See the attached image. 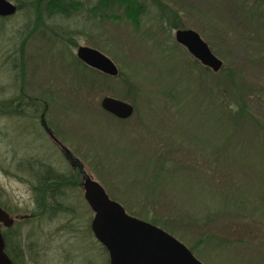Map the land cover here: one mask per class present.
Here are the masks:
<instances>
[{
	"label": "rangeland",
	"instance_id": "1",
	"mask_svg": "<svg viewBox=\"0 0 264 264\" xmlns=\"http://www.w3.org/2000/svg\"><path fill=\"white\" fill-rule=\"evenodd\" d=\"M160 1L180 13L183 27L156 22L161 4L153 0H146L149 11L139 30L128 20L98 23L84 10L50 21L78 44L67 41L58 48L45 39L46 26L29 11L0 16V100L21 90L42 109L47 101V122L110 197L139 218L131 208L157 217L156 225L192 248L203 263L264 264V27L250 29L249 36L234 16L238 0ZM184 27L198 31L233 70L234 94L254 117L232 122L233 115L219 106L216 92L226 71H206L177 42L176 31ZM82 45L110 57L128 75L132 93L120 79L86 95L72 86L73 66H63L61 59L69 62V50L76 54ZM106 95L131 102L136 112L120 119L105 111L101 99ZM169 146V158L180 159L175 166L183 165L184 172L158 170L159 154ZM39 147L57 169H70L39 119L0 113V200L28 216L36 206L32 179L13 162ZM76 177L84 182L83 174ZM65 202L75 214L43 217L21 227L27 246L38 253L28 264L105 263L106 252L90 230L94 213L84 188H68Z\"/></svg>",
	"mask_w": 264,
	"mask_h": 264
},
{
	"label": "trees",
	"instance_id": "2",
	"mask_svg": "<svg viewBox=\"0 0 264 264\" xmlns=\"http://www.w3.org/2000/svg\"><path fill=\"white\" fill-rule=\"evenodd\" d=\"M18 11L23 9L29 11L31 15H34L35 21L43 22V25L46 26L44 37L47 41L51 42V44L55 47H59V44L67 45V41L73 42L72 38H66L60 32V28L51 22H57L59 18H70L74 15L80 14L84 10H87L88 14L91 16L93 21H97L98 23H104L105 21H122L128 20L132 25H134L137 30L142 28V20L145 16H147L149 7L146 4V0H14ZM91 3V6H87V2ZM161 4L158 6V14L155 16L160 24H168L171 28L183 27L180 20V13L178 11H172L170 6L166 3L161 2L160 0H153ZM239 1L238 10L233 11L234 16L237 17L244 26H247L248 33H250L257 28L262 30L264 27V0H245L243 2ZM24 3L28 4L24 5ZM27 7V8H25ZM229 10V9H228ZM172 11V12H171ZM229 11H232L230 9ZM16 12V13H17ZM236 12V13H235ZM15 13V14H16ZM237 15V16H236ZM10 16L3 17L4 19H8ZM51 21V22H50ZM155 25V24H154ZM153 25V26H154ZM183 29H186L185 27ZM145 31V30H144ZM149 32V31H148ZM75 46H78L76 42H73ZM63 45H60V47ZM69 47V46H68ZM55 49V48H54ZM70 49V47H69ZM68 49V50H69ZM212 49V48H211ZM71 54V59L69 62L62 60L63 66H73L72 68V81L71 84L74 86L80 93L86 95L85 92L89 93H97L98 90H102L108 80L120 79L127 88L128 93H132L131 89H133V84L129 83L128 75L124 71H119L118 76H112L106 73L101 72L100 70L93 68L82 60H80L72 49L69 50ZM213 51V50H212ZM60 52L65 53L66 50L60 48ZM214 52V51H213ZM264 53V50H262ZM53 55L58 54L53 51ZM22 61L20 63L21 76L22 79L25 80V67H24V57L22 56ZM197 61V60H196ZM71 62V63H70ZM199 62V61H197ZM17 64H15L16 66ZM206 71L210 68L204 66L199 62ZM226 71V76L224 78V84H219V91H217L216 95L219 96V106L230 112L228 114L233 115V121L240 120L242 117L254 115L250 112L248 105L241 100L240 96L234 94V90H236V80L233 70L227 67L224 63L223 67L219 72L223 73ZM128 83V84H127ZM228 85V86H227ZM226 86L231 88V92L226 90ZM23 88V87H22ZM2 87H0V91ZM136 94L134 93V100L137 99L138 89H135ZM80 97H84L81 94L77 93ZM169 94L168 96H170ZM25 91H21L14 96L7 97L5 99L0 100V113L3 115H14V116H27L32 114V116L37 117L38 115L44 116V121L47 122V118L45 116L48 102H45L46 107L42 109V103L34 100L32 98H27ZM234 107V108H233ZM227 108V110H226ZM136 112V111H135ZM236 114V115H234ZM236 116V117H235ZM46 119V120H45ZM237 122V121H236ZM54 132L58 134V131L54 129ZM162 146L161 148H163ZM171 148H165L162 150L159 159V171L166 173H176V172H184L185 167L175 166L180 159L169 158L168 151ZM172 149V148H171ZM76 159V158H75ZM76 161L80 164L78 159ZM41 164V162H40ZM81 167L76 171H72L70 168L68 171H62L57 169L54 165L47 162L46 160L40 166L39 170L36 168H28L21 171H29L33 172L35 181L32 184V188L34 191V200H35V209L31 212V214L24 215L22 214V210L19 208L12 209L5 203L0 200V206L7 209L10 212H18L21 213L12 228H10L5 233V241H6V250L10 254L11 258L14 260L15 264H28L29 257L31 261H36L37 250L34 248H30L27 246L23 233L21 232V227L25 223H31L36 220H39L43 217L54 218L58 214L62 213H71L75 214V210L71 204L65 202L67 199V189L70 187H82L83 180H81L77 176H81L84 174L85 176L89 175L87 171H85L84 166L80 164ZM76 174V175H75ZM161 174V173H160ZM126 205V204H124ZM90 210H92L90 208ZM134 214L141 216L142 218L149 220L155 224L159 223V219L150 215L148 211H138L134 208L130 209ZM153 217V218H152ZM90 230L92 231L91 225ZM29 240L30 237L28 238ZM98 241V240H97ZM99 242V241H98ZM100 243V242H99ZM100 245H102L100 243ZM33 246V245H30ZM106 249V247H103ZM192 251L193 249L190 248ZM26 251H29V255ZM108 252V250H107ZM194 252V251H193ZM33 254H35L33 256ZM33 256V257H32ZM30 261V262H31ZM108 264H110L109 253H108Z\"/></svg>",
	"mask_w": 264,
	"mask_h": 264
},
{
	"label": "water",
	"instance_id": "3",
	"mask_svg": "<svg viewBox=\"0 0 264 264\" xmlns=\"http://www.w3.org/2000/svg\"><path fill=\"white\" fill-rule=\"evenodd\" d=\"M15 2L0 0V16L14 15ZM176 40L207 67L220 71L224 65L210 45L195 29H178ZM77 56L87 65L103 73L118 76L115 62L100 50L82 45ZM102 108L120 119L133 116L135 106L121 98L106 95ZM71 152L69 148H66ZM84 197L93 211L91 228L95 238L108 250L110 264H205L181 240L164 228L127 212L124 205L111 198L104 186L87 175L83 182ZM15 218L0 206V222L12 226ZM0 229V264H14L7 254Z\"/></svg>",
	"mask_w": 264,
	"mask_h": 264
},
{
	"label": "flooded vegetation",
	"instance_id": "4",
	"mask_svg": "<svg viewBox=\"0 0 264 264\" xmlns=\"http://www.w3.org/2000/svg\"><path fill=\"white\" fill-rule=\"evenodd\" d=\"M36 118L39 119V123L41 125L42 132H45L46 134H48V136L52 139V141L55 144V146L60 150L63 158L65 159V161L69 163L70 168H72V171L78 170V168L81 167V165L76 161L73 152L72 151L68 152L66 150V148H68V147L60 140V138L58 137L56 132H54L53 127H51L49 125V123H46L44 121V116L42 114L38 115ZM42 149H43V147H39L35 154L31 153V154H28V155L20 157V158L15 157L13 164L17 165V169L16 170L19 172V171H21L22 168L24 170H26V169H28L30 167L31 168H36L37 170H39L41 164L44 163V161H45V157H43V154H42ZM40 162H41V164H40ZM38 165H40V166H38ZM26 172H27V176L30 179H32L31 183H33L35 181V179H34V175L35 174L33 172L30 173L29 171H26ZM26 172H23V173H26ZM83 176H85V175L83 174ZM82 188H83V186H82ZM8 212L10 213V215L12 217L15 218V221L20 217L19 215H21V214L14 215L12 212H10V211H8ZM15 221H14V224H15ZM14 224L12 226H6L3 222H0V229H1L2 233H3L4 239H5V233L10 228H12L14 226ZM5 244H6V241H5ZM102 247H104V246L102 245ZM5 250H6V248H5ZM104 250L106 252V261L103 264H108V252H107V249H104ZM6 252H7V250H6ZM7 254L10 256V254L8 252H7ZM14 264H15V262H14Z\"/></svg>",
	"mask_w": 264,
	"mask_h": 264
}]
</instances>
